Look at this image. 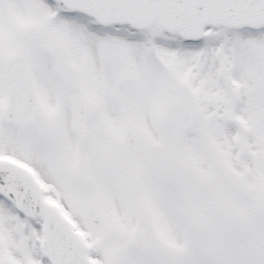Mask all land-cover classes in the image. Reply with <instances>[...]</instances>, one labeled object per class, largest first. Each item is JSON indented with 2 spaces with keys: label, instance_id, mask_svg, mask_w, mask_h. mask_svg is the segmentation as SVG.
<instances>
[{
  "label": "snow or ice",
  "instance_id": "1",
  "mask_svg": "<svg viewBox=\"0 0 264 264\" xmlns=\"http://www.w3.org/2000/svg\"><path fill=\"white\" fill-rule=\"evenodd\" d=\"M0 264H264V0H0Z\"/></svg>",
  "mask_w": 264,
  "mask_h": 264
}]
</instances>
